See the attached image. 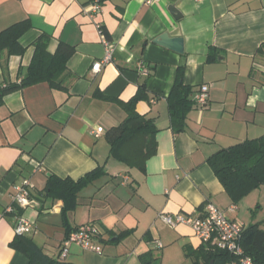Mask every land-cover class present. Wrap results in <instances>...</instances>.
I'll list each match as a JSON object with an SVG mask.
<instances>
[{"label":"crops","instance_id":"1","mask_svg":"<svg viewBox=\"0 0 264 264\" xmlns=\"http://www.w3.org/2000/svg\"><path fill=\"white\" fill-rule=\"evenodd\" d=\"M93 1L0 0L1 30L32 23L20 38L24 54L0 49V88L21 81L41 34L51 36V53L60 42L75 47L67 62L70 95L40 82L0 99V210L13 205L16 186L30 179L37 204L15 212L31 221L26 235L50 257L59 259L73 229L94 223L102 252L73 243L64 262L142 264L141 255L153 250L162 264H193L202 242L192 227L169 226L159 214L199 215L209 202L224 211L233 204L207 160L264 135V0H102V10L91 15ZM164 33L182 37L184 52L155 42ZM104 37L114 57L93 71L105 54ZM180 65L185 84H206L209 91L206 105L192 109L177 133L167 97ZM143 83L146 97L136 110L158 127L157 151L144 170L114 157L107 139L109 128L127 116L121 103ZM98 127L103 131L95 136ZM97 167L105 173L79 191L76 209L64 214V201L46 195L52 175L78 179ZM15 212L0 220V264H29L11 245L18 235Z\"/></svg>","mask_w":264,"mask_h":264},{"label":"trees","instance_id":"2","mask_svg":"<svg viewBox=\"0 0 264 264\" xmlns=\"http://www.w3.org/2000/svg\"><path fill=\"white\" fill-rule=\"evenodd\" d=\"M31 27V21L24 19L5 29H0V49H7L9 54H24L26 48L21 44L20 38ZM101 32L109 37L104 27H101ZM50 39L49 34L43 33L35 40L32 61L21 81L7 83L1 87L0 99L10 91L40 82H47L52 89L65 91L70 95V89L66 84L67 62L75 52V47L60 42L56 51L51 53L48 50ZM212 56L210 51L209 58ZM145 68L144 72L149 75L150 69ZM184 72L185 66L180 65L172 90L167 97L171 124L177 133L186 129L188 114L197 107L194 95L199 91V88L185 84ZM145 90L146 83H143L133 98L121 103L127 111V116L119 125L107 131L112 155L130 166H137L143 170L146 161L157 151L156 133L158 132L154 120L136 110L137 102L146 97ZM207 162L232 202L238 204V201L248 193L264 185V135L222 148L212 154ZM104 173L102 167H97L78 179L52 175L45 187L46 195L63 200V213L66 214L67 211L76 209L79 191ZM21 213L22 211L18 210L14 214L21 215ZM241 241L246 254L253 258L254 263L264 264V229L258 223L245 226ZM11 245L27 255L29 264H69L50 257L26 234H18ZM193 255L196 258L194 264H210L211 261L214 264H225L233 259L228 251L203 243L193 252ZM141 262L142 264H162L161 255L150 250L141 255Z\"/></svg>","mask_w":264,"mask_h":264},{"label":"built area","instance_id":"3","mask_svg":"<svg viewBox=\"0 0 264 264\" xmlns=\"http://www.w3.org/2000/svg\"><path fill=\"white\" fill-rule=\"evenodd\" d=\"M154 0H147L148 3ZM102 10V1L94 0L89 7V13L94 14ZM105 45V54L99 61L94 62L93 71H99L104 64L110 63L114 57V45L106 37L103 39ZM209 85H201L199 91L194 95V100L197 106L203 107L208 101ZM103 131V127H98L95 131V136H99ZM33 188L30 179L16 186V191L13 194V205L7 206L4 210H0V220L7 213L15 212V206L26 208L34 206L37 203L32 199L31 190ZM237 204H232L228 207V211L235 212ZM159 217L169 226L185 224L192 227L195 236L205 245L217 247L228 251L233 259L225 264H255L253 258L246 254L242 246V236L245 224L231 219L226 215V211L220 209L214 203H207L204 211L199 215L184 214V213H160ZM17 234H27L33 229V224L25 216H17L16 224ZM100 237V231L94 223L83 224L73 229L63 240L59 260L64 261L69 253V247L75 243L87 250L97 253L102 252V247L96 242ZM162 247V244H158Z\"/></svg>","mask_w":264,"mask_h":264},{"label":"rangeland","instance_id":"4","mask_svg":"<svg viewBox=\"0 0 264 264\" xmlns=\"http://www.w3.org/2000/svg\"><path fill=\"white\" fill-rule=\"evenodd\" d=\"M237 205V211H226V213L235 214L239 218L236 220L246 226L258 223L264 229V185L248 193L238 201Z\"/></svg>","mask_w":264,"mask_h":264},{"label":"water","instance_id":"5","mask_svg":"<svg viewBox=\"0 0 264 264\" xmlns=\"http://www.w3.org/2000/svg\"><path fill=\"white\" fill-rule=\"evenodd\" d=\"M176 7L172 5L169 7L170 11L177 16L176 14L179 13ZM155 42L164 45L166 47H169L171 49H174L177 52L183 53L184 52V39L182 37H171L169 33H164L163 35H160L158 38L155 39ZM210 264H214L213 261H211Z\"/></svg>","mask_w":264,"mask_h":264}]
</instances>
